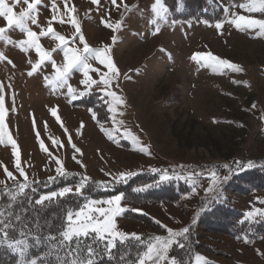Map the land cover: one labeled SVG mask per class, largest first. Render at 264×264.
Returning a JSON list of instances; mask_svg holds the SVG:
<instances>
[{"label":"rangeland","instance_id":"374dc122","mask_svg":"<svg viewBox=\"0 0 264 264\" xmlns=\"http://www.w3.org/2000/svg\"><path fill=\"white\" fill-rule=\"evenodd\" d=\"M5 2L13 7V0ZM154 2L123 0L121 3V0H117L118 6H114L111 0H100L98 5L93 4L92 0H69L68 6H75L73 15L88 45L92 48L112 45L110 55L120 75L109 90L116 92L126 102L123 106H117L115 116L108 111L109 98L103 96L102 85L93 86L88 94L69 103L66 88L53 92L50 87L44 86L43 77L52 72L50 63L29 77L27 73L31 66L28 61L37 60L34 50L24 53L15 43L6 44L0 40V52L7 58L0 61V85L3 86L0 95L4 97V131L9 134L4 137V144H0V180L5 181L0 188L23 182L15 167L17 162L30 183L57 176L55 161L50 162L47 153L41 151L37 133L48 150L61 160L68 173H77L95 181L115 183L120 173L153 169H160L163 174L178 172L201 176L203 178L194 188L195 191L174 202L131 204L122 199L119 206L124 211L115 217L117 230L126 234H152L153 237L166 239L167 229L180 231L189 226L192 231L193 226L194 231L201 235L197 239L199 242L223 254L199 249L193 256L192 264H200L203 259L220 264H264V237L247 246L242 239L210 231L206 226L195 228L194 224L201 213V196L212 193L218 186L219 180L216 175L212 176L215 166L226 164L229 160L264 165V35L259 34L258 28L238 31L228 22L234 16L264 20V13H249L239 7L248 0H243L238 6L225 5L227 18L218 30L216 24L173 22L168 11L165 20L156 19L155 23H151V6ZM53 3L58 9L56 12L52 11ZM125 4L132 10L126 11ZM24 7L21 0L14 6V11L19 14ZM53 15L58 19L64 16L67 20L64 0H42L38 6L39 26L31 21L28 26L38 33L41 28H47V21ZM102 18L112 24L122 20L121 29L115 33V44L111 41L113 32L102 26ZM4 26L5 21L0 17V27ZM53 27L66 37L74 33L67 22H53ZM5 35L14 42L25 39L24 34L15 28L9 29ZM40 42L48 50L57 44L49 37L41 38ZM77 46L82 47L78 40ZM194 53L214 54L241 66L244 71H218L207 66L211 62L193 61L191 57ZM53 58L58 64L62 63L59 50L53 53ZM8 60L12 63L9 64ZM91 63L101 73L107 71L94 60ZM90 75L96 80L100 78L96 73ZM126 75L131 79H126ZM81 79V73L74 71L69 83L83 91ZM90 95L92 105L104 106L109 119L100 122L91 109L78 108L73 104L91 99ZM57 105L63 127L50 113V109ZM101 126L109 131L114 127L118 129L113 132V140L106 138L100 130ZM78 129L80 134L77 133ZM125 131L135 135L139 144L125 139ZM9 138L18 145V160L13 157ZM53 140L56 141L55 145ZM121 141L127 143V148L117 146ZM61 144L63 147H60ZM72 144L80 150L79 153L75 152ZM139 146H147L151 154L138 151ZM73 156L84 167L76 163ZM4 166L13 173L15 180L5 176ZM65 187L75 193V186ZM113 197L97 200L105 201ZM230 200L249 220L261 215L256 212L257 209L264 210V203H260L264 201V191L248 196L234 194ZM98 207L107 208L108 205ZM129 211L149 216L158 227L125 217ZM250 212L254 215L247 217L246 214ZM169 250L167 256L171 259ZM197 257L202 259L197 260ZM170 259L162 264H170Z\"/></svg>","mask_w":264,"mask_h":264},{"label":"snow or ice","instance_id":"6c2138e0","mask_svg":"<svg viewBox=\"0 0 264 264\" xmlns=\"http://www.w3.org/2000/svg\"><path fill=\"white\" fill-rule=\"evenodd\" d=\"M21 0H13V7H9L5 0H0V17L5 21V26L0 27V40L7 43H15L20 51L28 53L29 50H34L37 60L33 62L29 60L28 63L31 66V70L28 71L27 75L29 77L33 76L38 70L47 64H51L52 72L49 75L43 77L44 86L50 87L53 92L58 89H67V97L69 98V103L82 97L85 94L90 92V89L93 86H103L102 93L103 96L108 97V111L113 113L114 116L118 112L117 106H123L126 102L124 99L119 96L116 92L109 90L112 82L118 80L120 75L119 69L116 67L114 60L111 58L110 52L112 45H104L102 47L92 48L88 45L85 40L84 35L82 34L81 27L73 15L76 11L75 6L73 5L69 8V0H64V13L67 16V20L64 19V16H61L59 19L56 15H53L50 20L47 21V28H41L37 33L32 31L28 22L31 21L33 25H38V6L42 4V0H23L24 7L19 14L14 11V6L19 4ZM100 0H92L93 4L98 5ZM112 5H117V0H111ZM123 3V0H121ZM240 8L246 10L249 13L260 12L264 13V0H248L246 4H240ZM126 11H131L132 8L125 4ZM52 11H58L55 3L52 5ZM151 11L153 13V20L151 23H155L156 19L165 20L166 13L168 9L162 3V0H155L151 6ZM227 12V9H225ZM53 22H58L60 24L70 23L74 29V33L71 37H66L58 33L53 27ZM231 23L238 31H244L245 29L252 30L258 28L259 34L264 35V20L246 18L244 16H234L233 19L228 21ZM207 24V21H204ZM101 24L103 27L111 30L113 35L111 36L112 44L117 42V36L115 33L121 29L122 20L117 21L115 24L108 22V20L102 18ZM222 23L218 22L215 27L220 30L222 28ZM18 29L21 31L25 39L20 41H11L6 37V33L9 29ZM158 32V29H157ZM153 34H157L154 32ZM222 34V33H219ZM49 37L51 40L56 41V47L51 50L45 49L41 44V38ZM77 40L79 45L77 46ZM59 50L62 53V63L58 64L53 58V53ZM7 59L2 52H0V61ZM191 59L195 62H211L207 64L208 67H212L218 71L223 69H229L236 73H242L244 70L241 66L236 65L235 63L228 61L226 59L219 58L214 54H200L194 53ZM96 61L107 71L101 73L100 69L94 67L91 61ZM8 63L11 64L12 61L8 60ZM14 67V65H13ZM74 71H79L82 75L80 80V85L83 88V91L72 87L69 83L71 74ZM96 73L100 78L99 80L94 79L90 74ZM126 79H131L130 76L126 75ZM233 83H237L233 81ZM247 86V85H246ZM3 86L0 85V92H2ZM58 105L50 109V113L53 117L56 118L58 124L63 127L62 121L58 116ZM253 107H255L253 105ZM123 115L122 112L119 113ZM95 119V115L93 114ZM4 121H5V107H4V97L0 95V144H4V137L9 134L4 131ZM215 122V121H214ZM83 122H81V128H83ZM35 127V121H34ZM100 130L104 133L108 140H113V132L117 131V128H113L111 131L105 130L101 126ZM67 132V130L65 129ZM77 133L80 134V129L77 130ZM125 139H130L133 144H139L138 138L133 135L130 131H125L123 133ZM69 144H71V137L68 138ZM37 143L42 152L47 153L51 160L55 161L56 164V173L57 176H67L70 175L61 162V160L54 156L52 152L48 150L43 140H41L39 134L37 133ZM53 145L56 144V141L53 140ZM8 144L11 146L13 152V157L18 160V145L14 140L9 138ZM63 147V144L60 145ZM72 147L75 149V152L79 153L80 150L76 148L74 144ZM138 151L142 152L145 155H150V151L147 146H139ZM82 154V153H81ZM73 159L76 163L81 164V167H84L80 160H76V157L73 156ZM237 166L240 167V162H237ZM253 162L249 161L245 167H252ZM17 171L19 172L20 177L23 178V182L18 183L17 191L13 192L8 191V195L11 201H15L17 196L22 194L24 190L29 187L30 182L28 181L27 174L20 167V164L17 162L15 164ZM155 172L156 170L153 169ZM4 174L6 177L15 180L16 177L12 172L7 170V167L4 166ZM136 173H120L115 179L117 183L126 182L127 179L135 175ZM196 175H200L197 173ZM215 173H212V176L215 177ZM176 179L181 177L177 176ZM56 179V177H49V181ZM170 177L166 172L160 176L159 182L170 180ZM190 179V178H189ZM88 178L83 177L81 183L75 186V194L83 195V188L87 182ZM0 184H5V181L0 180ZM7 187V186H6ZM148 187H151L149 185ZM144 189L138 188L134 191H142ZM211 190V189H209ZM195 191V189H193ZM72 189L69 187L63 188L60 192H53L47 196H41L40 199L36 200L37 205H43L44 201H51L54 198L60 197L63 198L65 195L71 194ZM122 200V194L116 195L115 197L105 200H88L82 207L78 210H70L67 212L66 217L64 218L61 230L58 235H48L44 237L46 241L50 243V250L46 255H55L57 264H97L96 257L100 255L96 248L93 247V244L99 246L100 243L103 244L105 249V254L109 259L113 258L112 249L116 247V242L124 244L127 240H136L141 241V237L135 233L126 234L117 230L115 224V217L118 216L121 212L124 211L123 208L119 206V202ZM264 203V201H260ZM99 205H108L107 208L98 207ZM11 207V204H9ZM256 212H259L264 216V210L257 209ZM8 215H11L9 213ZM254 213H247V217L253 216ZM100 217H103L101 220ZM15 219L17 221L21 220L19 215H16ZM11 220L5 215L4 210H0V246L6 245L8 249L14 253H18L21 257V260L18 264H38V261H43V257L33 258L31 260L25 259L26 253L30 244L28 243V235L31 233H25L20 231V236L24 237L23 239H12L9 237L8 231L6 229L13 228ZM161 227H165L161 225ZM168 237H154L152 240L145 244V251L142 254H138L137 261L135 264H162L163 261L169 260L167 256L169 248L173 244H178L180 247L184 245L181 244L177 237L185 236L189 232V228L185 227L180 231H173L172 229H167ZM36 244L41 243L39 236H33ZM91 240L92 243H86V241ZM56 241V243H51ZM64 251V255L61 256L60 252ZM83 253V254H82ZM123 259V257H121ZM201 257H197V260H201ZM170 264H179L174 258L170 259Z\"/></svg>","mask_w":264,"mask_h":264},{"label":"trees","instance_id":"16d2710c","mask_svg":"<svg viewBox=\"0 0 264 264\" xmlns=\"http://www.w3.org/2000/svg\"><path fill=\"white\" fill-rule=\"evenodd\" d=\"M243 0H162V3L168 9L173 22L191 23L207 21V25H214L218 22L224 23L227 18L225 12L226 6H238ZM206 24V23H204ZM92 95H90V98ZM78 108L91 109L96 115L98 121L108 118V112L104 106H93V99H87L83 102L73 103ZM126 142H121L120 146L127 148ZM240 162V167L237 166ZM248 162L229 160L226 164L215 166L214 173L218 181V186L212 193L202 195L199 205L201 213L195 218V228L206 226L210 231L223 233L225 236L242 239L247 246L257 243L264 237V216L260 215L252 220L245 217L244 212L231 203V196H248L258 191H264V165L245 167ZM162 171H141L130 176L126 182H100L88 178L83 195L71 193L63 198L57 197L51 201H44L43 205H37L36 200L47 193L57 192L65 186H76L81 183L83 176L77 173H70L67 176H56V179L49 181H33L24 192L17 196L15 201H11L7 194L9 190L17 191V184H11L0 188V210H4L5 215L11 220L13 228L6 229L9 237L12 239H23L20 231L28 235L30 247L27 250L25 259L31 260L37 257H43V261L38 264H57L55 255H46L50 250V243L44 239L48 235H58L61 225L70 210H78L87 200H97L107 197H113L122 194V199L131 204H159L162 201H177L191 192L203 177L190 176L187 173L172 172L168 174L172 179L159 182ZM181 177L176 179L175 177ZM190 178V179H189ZM151 185V187H148ZM142 188V191L134 189ZM11 204V207H9ZM58 212V214H56ZM11 213V215H8ZM52 214V215H51ZM16 215L21 220L15 219ZM125 217L143 221L157 226V223L147 215L126 212ZM189 232L185 236L177 237V240L183 244H173L169 250V255L179 264H192L193 256L196 251L202 249L208 253H217L215 248L199 242L200 234L192 231L189 226ZM141 241L127 240L124 244L116 242V247L112 249L113 258L109 259L105 254L102 243L93 247L100 253L96 257L97 264H134L137 261L138 254L145 250V244L153 238L152 234L137 233ZM33 236H39L41 243L36 244ZM2 239V237H0ZM51 243H56L52 241ZM86 243H92L91 240ZM64 251L60 255H64ZM219 253V254H220ZM83 254V253H82ZM123 257V259H121ZM21 257L7 248L6 245L0 246V264H18ZM200 264H220L210 260H202Z\"/></svg>","mask_w":264,"mask_h":264}]
</instances>
